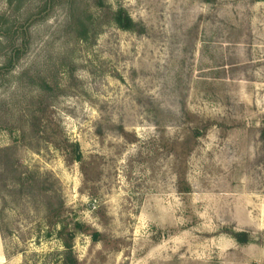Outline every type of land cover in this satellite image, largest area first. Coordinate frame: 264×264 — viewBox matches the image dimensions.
Listing matches in <instances>:
<instances>
[{
  "label": "rangeland",
  "instance_id": "1",
  "mask_svg": "<svg viewBox=\"0 0 264 264\" xmlns=\"http://www.w3.org/2000/svg\"><path fill=\"white\" fill-rule=\"evenodd\" d=\"M39 2L0 0L1 41ZM106 2L145 32L110 23L77 42L63 1L0 75V147L28 131L30 77L63 87L17 155L65 200L50 217L39 201L0 196V264H63L68 231L77 264H264V1Z\"/></svg>",
  "mask_w": 264,
  "mask_h": 264
},
{
  "label": "trees",
  "instance_id": "2",
  "mask_svg": "<svg viewBox=\"0 0 264 264\" xmlns=\"http://www.w3.org/2000/svg\"><path fill=\"white\" fill-rule=\"evenodd\" d=\"M63 1H66L68 5V18L64 31L67 36L77 40V42H87L94 39L100 32L101 26L110 23L137 34L145 32L142 24L134 21L125 9L114 10L107 4L106 0H92L91 5L96 8V13H91L86 8V0H40L36 12L31 13L25 21L14 23L5 33L3 32V41L0 39V52L3 53L5 59L0 63V75L9 73L28 52L30 27L35 22L46 18L47 14ZM55 77L52 74L30 77L39 91V98L35 105L36 109L31 112L27 122L28 131L22 125L20 127L22 133L20 139L10 145L0 147V196L3 200V206L9 204L6 195L11 197V200L27 198L33 202H41L50 217L57 216L65 208V200L57 180L50 174H40L30 170L20 162L17 152L21 146L30 144L27 141L28 135L39 136V130L47 109L52 106V100L62 92L63 87ZM261 140L264 148V126L261 129ZM72 146L73 158L80 159L79 144L74 143ZM225 232L239 244L255 242V239L247 231L226 230ZM74 236L75 232L73 231H68L66 235L60 232L65 247L63 264H77L72 244Z\"/></svg>",
  "mask_w": 264,
  "mask_h": 264
}]
</instances>
